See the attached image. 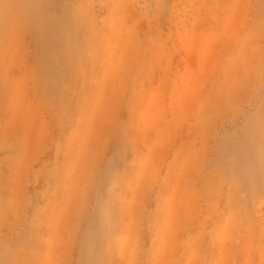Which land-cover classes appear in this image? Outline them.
<instances>
[{
  "label": "rangeland",
  "instance_id": "374dc122",
  "mask_svg": "<svg viewBox=\"0 0 264 264\" xmlns=\"http://www.w3.org/2000/svg\"><path fill=\"white\" fill-rule=\"evenodd\" d=\"M0 264H264V0H0Z\"/></svg>",
  "mask_w": 264,
  "mask_h": 264
}]
</instances>
